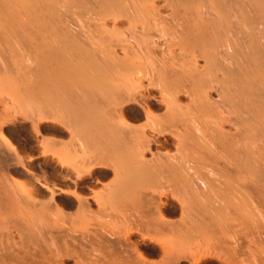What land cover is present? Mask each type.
Masks as SVG:
<instances>
[{
    "label": "bare ground",
    "instance_id": "bare-ground-1",
    "mask_svg": "<svg viewBox=\"0 0 264 264\" xmlns=\"http://www.w3.org/2000/svg\"><path fill=\"white\" fill-rule=\"evenodd\" d=\"M163 2L167 8H173H170L173 13H168L171 17L165 13L162 16L156 0H0V30L6 27L5 23L17 30L22 27L20 31H24L25 44L28 43L23 60L25 73L21 71V77L20 71L17 72L19 80L22 78L20 82L15 71L17 61L13 67L0 56V103L6 110L19 102L36 134L44 124L52 123L48 127L60 140L54 160L59 171L52 180L45 176L46 182L41 181V187L28 181V184L14 183L15 177L10 181L7 173L2 175L6 170L0 169L3 171L0 172V179L3 178L0 208H10L11 212L16 208L27 226H32L30 217L34 213L39 216V210L45 221L53 214L51 223L57 232L55 235L48 232V240L37 232L43 239V245H37L42 247V252L38 260L32 253L36 257L30 263L18 254L19 250L17 253L9 249L12 250L7 251L10 264H207L213 258L219 264H244L247 254H251L248 250L255 255V249L248 244L252 239L246 241L248 235L244 237L247 246L233 232L231 240L220 235L225 242L216 241L219 248L216 255L201 252L202 243L198 248L195 242L200 239L199 234L208 231L207 221L221 219L222 210L226 211V205L232 207L231 202L250 207L253 210L250 213L254 212L256 217H253L260 222L259 228L264 229V0ZM177 5L184 11L179 14L186 16L182 15L188 26L185 37L181 31L172 32V27L170 33L166 26L170 24L168 20L171 23L178 20V26L183 27L179 23L182 16H175ZM234 8L238 10L234 12ZM236 13L241 15L235 22L238 26L233 20ZM123 20L130 32L119 29ZM230 23L238 27L235 32H231L234 28ZM221 26L230 29L225 28L224 32ZM153 31L167 37L166 55L157 57L152 50L156 43ZM175 46H178L177 54L173 53ZM43 56L54 60L53 64L50 60L49 67H42ZM40 81L45 83L42 88L38 86ZM214 92L217 98L213 97ZM184 99L188 101L184 103ZM66 136L68 142L64 141ZM0 138L21 155L5 135ZM23 157L16 162L33 172L28 167L33 163L32 158ZM219 159H224L226 162H222L226 164L220 166ZM110 176L111 182L103 185L104 191L93 190ZM136 182L140 187L137 185L138 191L131 193L130 188L134 189ZM155 185L161 190L158 186L154 190ZM164 185H169L170 190ZM144 186L153 190L149 192L148 188L147 193ZM249 187H253L254 194L249 192ZM126 193L142 199L146 207L144 214L141 207L138 211L142 221L139 213L132 210L137 218L131 213L135 219L128 217L125 223L122 220L123 225L118 222L120 227L112 224L113 221L107 227H101L100 223L101 230L91 232L94 230L85 226L95 217L108 221L106 218L119 211L120 205L116 206L115 202L125 200ZM68 196L76 202L73 215H66L58 208ZM127 198L132 202V197ZM114 204L118 209L111 213ZM53 206L58 210L55 208L50 213ZM151 210L156 217L151 215L153 212L150 214ZM237 210L240 214L241 210ZM245 215L241 216L243 220L248 218ZM176 216L178 219H174ZM49 218L46 222H50ZM66 221H71L70 231L83 230L85 226L89 229H85L86 235L88 232L89 236L94 235L84 236L89 237L82 238L84 241L74 234L69 237L63 233L68 230ZM254 228L260 230L257 225ZM208 234L211 240L213 237ZM208 234L201 239L205 243ZM133 236L140 239L133 241ZM254 236H251L256 242L253 246H257L258 239ZM225 237L233 243L228 244ZM263 242L261 239L263 246L260 244L256 253L264 254ZM149 254L160 258L150 259Z\"/></svg>",
    "mask_w": 264,
    "mask_h": 264
},
{
    "label": "rangeland",
    "instance_id": "rangeland-1",
    "mask_svg": "<svg viewBox=\"0 0 264 264\" xmlns=\"http://www.w3.org/2000/svg\"><path fill=\"white\" fill-rule=\"evenodd\" d=\"M159 1V2H158ZM164 0H156V3L159 5V9H160V11H162L161 13H162V16H163V14L165 13L166 15H169L168 13H170V15H171V13H173V11H171V9H173L171 6H168L169 8H167V4H165V2H163ZM164 3V4H163ZM163 4V5H162ZM164 6V7H163ZM177 7H179V5H177L176 6V10H180V8H177ZM181 7V6H180ZM171 8V9H170ZM252 8V7H251ZM250 8V9H251ZM174 9H175V6H174ZM181 9L183 10V8L181 7ZM235 9V8H234ZM233 9V10H234ZM166 10V11H165ZM174 11L175 12V16L177 17V18H179L180 16H184V13H182V15H180L179 13H181V11L182 10H180L179 12L178 11ZM236 10H238V9H235V11L234 12H236ZM169 11V12H168ZM247 11H248V7H247ZM182 12H184V11H182ZM233 12V11H232ZM238 12V11H237ZM169 15V16H170ZM179 16V17H178ZM182 16V18H183V20H182V18H180L181 20L179 21V23H183V27H179L178 26V23L176 22V21H178V20H176V21H172V23H171V20H168V22L170 23V24H166L165 22V24H166V26H167V29H171L170 30V33H171V31H172V28H173V31L172 32H174L175 30L176 31H181L180 33H182L181 35L183 36L184 35V37L187 35V27L188 26H186V24H184V17H186V16H184L183 17ZM239 16H241V15H239V13H236V16H235V18L233 17V20H234V23L237 21V19L239 18ZM166 17H168V16H166ZM171 17V16H170ZM238 17V18H237ZM169 18V17H168ZM232 18V17H231ZM233 20L231 21L232 23H233ZM125 20H123L122 22H119V24H120V30L121 31H123V30H129V29H127V28H130L129 26H128V23L127 22H124ZM182 21V22H181ZM125 24H124V23ZM123 23V24H122ZM232 23H230V24H232ZM6 24V27H5V25H4V28H1V30H0V52L3 54H1L0 53V56H2V57H4V59H6V60H8L9 61V65H12L13 67H14V65H15V63H14V61H17L16 62V76H17V78H18V80H19V77L22 75L21 74V71H23L22 73L24 74L25 72V69H24V61H25V54L27 53V51L25 52V47H27L26 46V44H28V43H26L25 44V33H23L24 31L22 30V31H20L21 30V28H19V26H17L16 25V27H18L19 28V30H17V28H15V27H12L13 25H10V27H8L7 25H8V23H5ZM118 24V25H119ZM122 24V25H121ZM237 24H238V22H237ZM223 25V24H222ZM3 26V25H2ZM122 26V27H121ZM170 26V27H169ZM231 26V25H230ZM230 26H228L229 27V29H230ZM235 26H238V25H236V23H235ZM234 26V27H235ZM8 27V28H7ZM125 27V28H124ZM172 27V28H171ZM223 29L222 30H224V32H225V30L226 29H228V27L226 26L225 28H224V26H221ZM221 27H220V29H221ZM232 27H233V24H232ZM233 27V28H234ZM15 30H14V29ZM166 27H164V29H165ZM4 29H6L5 31H4ZM8 29V30H7ZM11 29V30H10ZM138 29L140 30V28L138 27ZM138 29H136V31H138ZM238 29V27H236V28H234V31H232L231 30V32H235L236 30ZM85 30V29H84ZM221 30V31H222ZM126 31H125V34L127 35V33H126ZM230 31V30H229ZM127 32H130V31H127ZM132 32V31H131ZM154 32V31H153ZM156 32V31H155ZM155 32L153 33L154 35H156V37L154 38V39H156L155 40V44H154V46H155V48H152V50L154 49L155 50V53H156V56L157 57H161L162 56V53L163 54H165L166 55V53H164V51L165 50H167V49H165L166 47H168L167 46V37H164L163 38V36H165V34H163V36L162 35H160V34H158V31H157V33L155 34ZM223 32V31H222ZM222 32H220V35H222V34H224V32L222 33ZM20 33H23V34H20ZM168 31L166 32V35L168 36ZM179 33V34H180ZM222 33V34H221ZM130 34V33H129ZM128 34V35H129ZM158 34V35H157ZM22 35V36H21ZM127 35V36H128ZM159 35H160V37H159ZM171 35V34H170ZM225 35V34H224ZM239 36L241 35V34H238ZM130 36H131V34H130ZM170 36H168V38H169ZM159 38V39H158ZM221 38H222V36H221ZM24 39V40H23ZM27 39V38H26ZM166 39V40H165ZM28 42V41H27ZM25 44V45H24ZM157 45V46H156ZM158 45H159V47H158ZM2 46L4 47V51H3V48H2ZM164 46H165V48H164ZM157 47H158V49H157ZM24 48V49H23ZM174 48V47H173ZM172 48V49H173ZM239 48V47H238ZM165 49V50H164ZM237 49V48H236ZM118 51H119V53L121 52V48L120 47H118ZM163 51V52H162ZM178 46H175V49H173V53L174 54H177L178 52ZM239 51V50H238ZM237 51V52H238ZM168 52V51H167ZM176 52V53H175ZM24 55V56H23ZM24 58V59H23ZM20 60V61H19ZM24 60V61H23ZM40 62H44L43 64H42V67L44 66V67H49L50 65H48L49 64V61L51 60V65L53 64V62H54V60L52 61V59H47V58H44V56L43 57H41L40 58ZM23 62V63H22ZM22 63V64H21ZM200 63H202V60L200 59ZM14 64V65H13ZM21 68V69H20ZM19 69V70H18ZM18 71H20V72H18ZM20 74V76H19V74ZM18 74V75H17ZM19 76V77H18ZM23 76V75H22ZM21 76V77H22ZM21 80H22V78H21ZM21 80H19V82L21 81ZM43 83V84H42ZM146 83V82H145ZM45 86V83L42 81H40L39 82V84H38V86L40 87V88H42V86ZM216 96V93L214 92L213 93V97H215ZM216 98H217V96H216ZM215 98V99H216ZM188 101L187 99H184V103H186V101ZM3 104L2 103H0V124H2V123H5V125L4 124H2V125H0V127H2L1 129H0V133H2L3 135H5V137L7 138V139H9V141H10V143L11 144H13V145H15V148L17 149V152L18 153H20L21 155H19V154H17L16 153V151H14L13 150V148L12 147H10L11 145L10 144H8V145H10V146H8L5 142L6 141H2V139L0 140V159H2V160H0V169L2 168L3 170H6V171H8V172H4V173H2V175L3 176H5V175H7V176H9L8 177V179H10V181H12V179H13V177H15L14 179H13V181H15L14 183H20V181H21V183L23 184V182H26L27 183V181L30 183H33V184H35V185H37V186H42V185H40L42 182L41 181H43V183H45L46 181H45V179L46 178H51L50 180H52L53 179V177L57 174V172L59 171V167H58V163L56 162V161H54L56 158H57V155H56V150H58V152H59V149H60V143L58 144V142H60V140H59V138L55 135V134H52L53 132H52V130H51V128L50 127H48V126H51V124L52 123H50V125H47V124H44L42 127V129H41V132L40 133H38V134H36V131H35V129H34V127H33V125H32V123H31V120L30 119H28L27 118V114L25 113L24 114V112H26V111H24V107L22 106V105H20L19 104V102H18V104L16 103V104H11V105H9L10 107L8 108V109H4L3 110V106H2ZM22 106V107H20V106ZM13 111V112H12ZM23 111V112H22ZM162 111V110H161ZM160 111V112H161ZM7 112V113H6ZM12 112V113H11ZM159 112V113H160ZM163 112V111H162ZM10 115V116H9ZM15 115V116H14ZM7 116V117H6ZM6 117V118H5ZM12 119H10V118ZM5 118V119H4ZM2 120H4V121H2ZM12 122V123H11ZM140 123H142L143 122V120H140L139 121ZM138 121H137V123H139ZM229 126H227V128H228ZM231 128V127H230ZM33 131H35V132H33ZM51 132V133H50ZM2 134H0V136L2 135ZM42 134V135H41ZM43 134H45L44 136H43ZM48 134V135H47ZM50 134V135H49ZM53 135H55V136H53ZM42 136V137H41ZM45 137V139H43L44 141H45V143H44V141L42 140V142H41V139L42 138H44ZM46 138H47V140H46ZM56 140H55V139ZM58 140V141H57ZM67 140V141H66ZM65 142H68V137L66 136L65 137V140H64ZM42 143V145H39V144H41ZM43 143H44V145H43ZM5 144V145H4ZM58 144V145H57ZM58 147V148H57ZM74 148V147H73ZM42 150L44 151L45 150V152H42ZM154 150H155V147H154ZM173 151H174V149H173ZM10 152V153H9ZM43 153L45 154V156H43ZM47 153V154H46ZM15 154H17V156L16 157H20V156H24L23 158H25L26 157V159L28 158V156L29 157H31L32 158V160L31 161H33V163H32V165L31 166H28L29 167V169L30 170H32L33 172H30V171H28L26 168L27 167H25V169H24V165L21 163V162H16V160L18 159H15ZM26 155V156H25ZM55 156H56V158H55ZM147 156L150 158V154H147ZM7 158V159H6ZM28 159H30V158H28ZM220 160V159H219ZM7 161V162H6ZM13 163H12V162ZM18 161V160H17ZM221 161V163L219 162V161H217L219 164H220V166H221V164L223 163V162H226L224 159L222 160H220ZM223 161V162H222ZM2 162V163H1ZM9 162V163H8ZM15 162L18 164L17 166H15L16 164H15ZM56 162V163H55ZM216 162V163H217ZM4 163V164H3ZM215 164L216 166L217 165H219V164ZM57 164V165H56ZM224 165L226 164V163H223ZM10 165V166H9ZM13 165V166H12ZM224 165H223V167H224ZM7 166H8V168H7ZM13 167V168H12ZM16 167V168H15ZM12 168V169H11ZM19 170H18V169ZM222 168V167H221ZM1 169V170H2ZM8 169V170H7ZM220 169V168H219ZM223 169V168H222ZM227 169V168H226ZM17 170V171H16ZM215 170H216V168H215ZM26 171V172H25ZM35 171V172H34ZM218 171V173H219V170H216V172ZM0 172H3V171H0ZM5 173H7V174H5ZM9 174H11V175H9ZM29 174V175H28ZM6 176V177H7ZM33 176V177H32ZM38 176H39V179H37L38 178ZM45 176H46V178H45ZM0 177H2L1 176V174H0ZM35 180H34V179ZM111 178H112V176H110V178H108V179H106V180H104L103 182H101V183H98V184H96L95 185V187L93 188V190L94 191H104L105 189H103V185L105 184V185H108L111 181ZM3 178H1L0 180H2ZM29 179V180H28ZM31 179V180H30ZM40 180V181H38V183H39V185H38V183L36 184V181L37 180ZM18 181V182H17ZM41 182V183H40ZM26 183H24V184H26ZM150 183V184H149ZM148 184L149 185H152L151 184V182H149ZM28 184V183H27ZM101 184V185H100ZM147 183H146V186L148 185ZM134 185H136V186H134V189L131 187L130 188V192L132 191V190H137L138 191V189H137V185H138V183L136 182ZM146 186H144V187H146ZM156 186H158V185H155L154 186V190H156V189H158V190H161L160 189V187L158 186V188H156ZM164 186H166V185H164ZM164 186H161V188L162 189H164L165 191L166 190H168L169 188H168V186H166V187H164ZM17 187V189L19 190V192H21L20 190H21V188L20 187H18V186H16ZM21 187H22V185H21ZM106 187V186H105ZM104 187V188H105ZM138 187H140L139 185H138ZM143 187V188H144ZM151 187H153V186H151ZM136 188V189H135ZM149 188V190L151 189L150 188V186L149 187H146L143 191H145L146 189H148ZM166 188V189H165ZM253 187H249V192L251 193V194H254V189H252ZM149 190H146L147 191V193H149V192H151V190H153V189H151L150 191ZM170 190V189H169ZM45 191H46V195H48L49 196V194H50V192L48 191V189H46L45 188ZM145 191V192H146ZM149 191V192H148ZM140 192V191H139ZM142 192V191H141ZM91 193V192H90ZM132 193V192H131ZM143 193V192H142ZM146 193V194H147ZM22 194V193H21ZM126 194H128V193H126ZM129 195V194H128ZM126 196L125 198V200L123 199V200H118L117 202H115V204H116V206H119L120 208H119V211H121L120 212V215H119V211H117V210H115V209H118V207L116 208V206H115V204H114V210H110L111 211V213H114V211H117L118 212V214H117V212H116V214L114 213V214H111L110 212V214H111V217H112V219H110V218H106V219H108V221H109V219H110V223L108 222V221H106L105 220V218H101V217H95V219L94 218H91V219H89V221L85 224V226L86 227H88L89 229H90V231L91 230H94V231H91V232H96V231H100L101 230V228H100V223H102V225H101V227H103V225L104 226H108L107 225V223L108 224H111V222L113 221L114 223H112V224H115V225H119V227L120 226H122L123 225V222L121 223V221L123 220H125V219H127L128 217L129 218H134V216L137 214V213H139L140 211H139V209H140V207H141V211H142V213L144 214L145 213V210H144V208L146 209V207H144V204H143V201H142V199H140V198H138L137 196V198L135 197L134 198V196H133V194L130 196ZM127 197H132V202H134V200H136L135 202H134V204L131 202V199H130V202H128L129 200H127L128 198ZM236 197H237V195H236ZM41 199H42V197H40ZM239 198H240V196H239ZM44 199H46V198H44ZM234 199H236V198H234ZM139 200V201H138ZM125 201V202H124ZM141 201V202H140ZM234 201V200H233ZM236 201V200H235ZM138 202V204L136 205V203ZM140 202V203H139ZM58 204H60V201L58 200V202H57ZM76 202H74L71 198H70V196H68L67 198H65L64 199V201H63V203H61L60 205H58V208L61 210V211H63V213L65 212L66 213V215H68V214H71L72 212H74V211H76V204H75ZM237 203H238V199H237ZM118 204V205H117ZM133 204V205H132ZM228 204V203H227ZM240 204V203H239ZM239 204H236V202H235V204H233V202H231L230 203V205H232V207L231 206H228V205H226L225 207V210L226 211H224V210H222V214H224V216L220 219V217L217 219H214V221L215 222H211L210 220L209 221H207V223H208V233H210V235H212V237L214 238L215 236H216V238L218 239V240H216V238H214V240H213V238L210 240L209 239V234L207 233V232H204L205 234H208V236H206L207 238H208V240H207V243H205V239H203V240H201L202 238H204L203 237V235L205 236V234H199V238H198V236H196L199 240H197V239H195V244H197V246H198V248H199V245L198 244H200V243H202V244H200L202 247H200L199 248V250H201V252H203V253H210V254H218L219 253V248L217 247V245H218V243L216 242V241H219L220 242V240L221 241H224V239L222 238L221 239V237H220V235L221 236H227V238H229L230 240H231V238L230 237H232L233 235L234 236H237V235H239V237H240V239H242V244H243V246H247L249 243H251V248L252 249H255L254 251V253H255V255H252V251H250V250H248L247 249V247H246V250H245V253H247V250L251 253V254H247V257H246V255H243V257L245 256L246 257V259L247 260H245L244 261V264H255L254 262L257 260V259H255V258H261V257H263L262 259H258L256 262H257V264H264V254L263 253H256L257 251L256 250H258V247H260L262 244L260 243L261 242V239H262V241L264 240V229L263 230H261V228H259V226L261 227V225H259L260 224V222L258 221V219L257 218H255L256 216H255V214H253V213H250V210H252V209H249L250 207H247L246 208V206L243 204L241 207H240V205ZM122 205V206H121ZM132 205V206H131ZM136 205V206H135ZM239 205V206H238ZM55 206V205H54ZM53 206V208H51V211H49L50 213L56 208V207H54ZM127 208H126V207ZM133 207V209L131 208V207ZM236 206H238V207H236ZM64 207V208H63ZM195 207V206H194ZM243 207H245V209L243 208ZM135 208H137V209H135ZM193 208V207H192ZM196 208V207H195ZM240 209L241 210V212L242 213H245V214H247V217L249 218V217H251V218H244V220L242 219V217L243 216H246L245 214L242 216L241 215V212H240V210H239V212H240V214L238 213V210L237 209ZM57 209V208H56ZM74 209V210H73ZM125 211H124V210ZM128 209V210H127ZM247 209V210H246ZM10 210V208L8 209V208H0V217L2 218H0V236L2 237H0V264H10V258H9V253L7 252V251H9V249H12V250H14L15 252H17L18 250V254H20L21 255V257L24 259V260H28L27 261V263H30L31 262V259H32V257H36V256H32V253L35 255H37V257L35 258V259H39L40 258V252H42V247L40 248V246H39V248L41 249H39L38 248V246L37 245H41L42 243V237H40V236H38V233H42V234H44L43 236L44 237H46V239L48 240L49 238H50V235H48L50 232H53V234L55 235V234H57V232H56V229L54 228V225L51 223V222H53L52 221V217L54 218V215L52 214V216L49 214V216H50V218L48 217V215H47V217L50 219V222H46L47 221V219H46V221L44 220L45 219V216L44 217H42V216H40V210H39V216H37V215H34V214H32V216L33 217H30V220H31V218H32V220L30 221L31 222V224H32V226H27V222H25L24 221V219H23V216H22V214H19V213H21V212H19V210H17L16 208H14L13 210H12V212L11 211H9ZM58 210V209H57ZM57 210H55V211H57ZM135 210V212L137 211V213L135 214L133 211ZM149 210V209H148ZM232 210V211H231ZM9 211V212H8ZM14 211H16V213L14 212ZM123 211H124V214H126V216L127 215H129V213L131 214V213H134L133 215L134 216H132V214L130 215V216H125L124 217V214H123ZM128 211V212H127ZM139 211V212H138ZM249 211V212H248ZM253 211V210H252ZM38 212V211H37ZM48 212V213H49ZM153 212V213H152ZM227 214H226V213ZM9 213H11V214H9ZM15 213V215H13V214ZM53 213V212H52ZM57 213V212H56ZM152 213V214H151ZM232 213H234V214H232ZM54 214H55V212H54ZM142 214V215H143ZM150 214L151 215H153V217H156V214L154 213V211H152L151 210V212H150ZM239 214V215H238ZM11 215V216H10ZM17 215H21L22 217H19L18 216V218H16L17 217ZM23 215H25V217H26V214H23ZM72 215H73V213H72ZM119 215V216H118ZM121 215H123V217H121ZM139 215H140V217H141V214L139 213ZM232 215V216H231ZM239 216V219H242V221H244V222H242V221H240L238 218L236 219V221L234 220V217H236V216ZM242 217H241V216ZM253 215L255 216V217H253ZM4 216V217H3ZM10 216V217H9ZM15 216V217H14ZM137 216L138 215H136L135 216V218H137ZM115 217H116V219H115ZM253 217V218H252ZM36 218V219H35ZM40 218V219H39ZM44 218V219H43ZM97 218V219H96ZM98 218H100L99 220H98ZM134 218V219H135ZM254 218L256 219L255 221H254V226L256 227V225H257V227L261 230H259V231H257L258 229L257 228H254V226H253V220H254ZM23 219V220H22ZM29 219V218H28ZM42 219H43V221H42ZM141 219V221H142V217L140 218ZM174 219H178V217L176 216ZM225 219V220H224ZM227 219V220H226ZM6 220V221H5ZM7 220H9V221H7ZM19 220V221H18ZM36 220H38V221H36ZM68 220V219H67ZM138 220H139V218H138ZM221 220V221H220ZM43 223H42V222ZM49 221V220H48ZM104 221H106V222H104ZM127 221V220H126ZM126 221H124V223L126 222ZM128 221H129V219H128ZM220 221V222H219ZM227 221V222H226ZM235 221L236 223H237V221L239 222L238 224H236L235 222L233 223V222ZM13 222H16V223H13ZM33 222V223H32ZM40 222V223H39ZM67 222V221H66ZM118 222H120L121 224H119ZM137 222V221H136ZM139 223H140V220L138 221ZM137 222V223H138ZM219 222V223H218ZM229 222V223H228ZM10 223V224H9ZM19 223V224H18ZM45 223V224H44ZM48 223V225H46ZM70 223H71V221L70 222H67V223H65L64 225H66L65 226V229H67L68 228V230H64L63 231V233H67V234H69V237H73V234H74V236H75V238H77L78 240H80L79 239V237L81 238V240L82 241H84V239H86V237H87V235L89 236V232L87 233V235H86V230L85 229H88V228H86L85 226H84V229L83 230H79V229H77V228H74V229H72L71 231L69 230V228L72 226H70ZM105 223V224H104ZM118 223V224H117ZM231 223V224H230ZM15 224V225H14ZM42 226H41V225ZM222 224V225H221ZM224 224H225V226H224ZM230 226H229V225ZM247 225V227H245L246 225ZM252 224V225H251ZM256 224V225H255ZM37 225H38V227H37ZM46 225V227H47V229L44 227ZM87 225H89V226H87ZM217 225V226H216ZM245 225V226H244ZM250 225V226H249ZM219 226H220V228H219ZM250 228H249V227ZM7 227H9L8 229H7ZM14 227V228H13ZM36 229H35V228ZM44 227V228H43ZM97 227V228H96ZM210 227V228H209ZM225 227V228H224ZM4 228V229H3ZM16 228V229H15ZM94 228V229H93ZM213 228V229H212ZM246 228H247V230H246ZM19 229V230H18ZM38 229V230H37ZM40 229V230H39ZM46 229V230H45ZM88 229V230H89ZM216 229H217V231H216ZM220 229V230H219ZM42 230V231H41ZM54 230H55V232H54ZM75 230H77V231H75ZM213 230V231H212ZM244 230H246V231H244ZM17 231H19V232H16ZM75 231V232H74ZM239 231V232H238ZM3 232H5L6 233V235L3 233ZM21 232L23 233L22 235H20L21 234ZM33 232L36 234V236L37 237H35L34 235L35 234H33ZM38 232V233H37ZM49 232V233H48ZM78 232V233H77ZM215 232V233H214ZM233 232V233H232ZM260 234H259V233ZM20 233V234H19ZM203 233V232H202ZM220 233V234H219ZM222 233H223V235H222ZM229 233H230V235H229ZM233 235H232V234ZM9 234V235H8ZM17 234V235H16ZM92 235H94L93 233H91ZM215 234V235H214ZM241 234V235H240ZM243 234V235H242ZM256 234V236H254ZM262 234H263V236H262ZM8 235V236H7ZM18 235H20V237L18 236ZM92 235L91 236H89L90 238L92 237ZM245 235L247 236L248 235V238L246 239V241L247 240H250V239H252V240H250L249 242H248V244H244L246 241H245ZM254 236V238L255 237H257V238H255L256 239V241H257V239H258V243H259V245H258V243H257V246L255 245V246H253L255 243H254V241H253V238L251 237V236ZM33 236V237H32ZM84 236H86V237H84ZM48 237V238H47ZM88 237V238H89ZM135 237V238H134ZM40 238V239H39ZM82 238H84V239H82ZM87 238V239H88ZM105 238H108V239H113L112 237L110 238V237H106L105 236ZM132 239H133V241H136V239H137V241H138V236H133V237H131ZM86 239V240H87ZM131 239V240H132ZM140 239V238H139ZM225 239H226V237H225ZM244 239V240H243ZM14 240V241H13ZM86 240H85V242L84 243H86ZM205 240V241H204ZM227 241H228V239H226ZM228 241V244H231V243H233V241ZM7 241V242H6ZM133 241H131V242H133ZM204 241V242H203ZM208 241H209V243H208ZM9 242H10V244H9ZM14 242V243H13ZM22 242V243H21ZM214 242H215V244H214ZM225 242V241H224ZM246 242V243H247ZM8 243V244H7ZM16 243V244H15ZM18 243V244H17ZM41 243V244H40ZM203 243H205L204 245H203ZM227 243V242H226ZM225 243V244H226ZM264 243V242H263ZM261 244V245H260ZM9 245V246H8ZM12 245V246H11ZM43 245V244H42ZM37 246V247H36ZM263 246V245H262ZM11 247V248H10ZM16 247V248H15ZM211 247V248H210ZM6 248V249H5ZM17 248H19V249H17ZM90 249V247L87 245L86 246V250H88V249ZM257 248V249H256ZM38 249H39V251H38ZM116 249H119L118 248V246H116ZM211 249V250H210ZM260 249V248H259ZM11 250V251H12ZM44 250V249H43ZM210 250V251H209ZM213 250V251H212ZM11 251H9V252H11ZM149 251H151V249H149ZM206 251V252H205ZM215 251V252H214ZM259 251V250H258ZM117 252H119V251H117ZM242 255H241V257H240V260H242L243 261V258H242ZM253 256V258H252V256ZM244 257V258H245ZM119 259L121 258V257H118ZM149 258L150 259H154L155 258V260H159V258H157V257H155V256H153V255H150L149 254ZM252 258V259H251ZM122 259V258H121ZM252 260L253 262H248V260ZM254 259V260H253ZM88 260V259H87ZM86 260V261H87ZM214 260V261H213ZM14 264H17L16 262L14 263ZM67 264H75L74 262L72 263V262H68ZM123 264V263H122ZM182 264H189L188 262H183ZM207 264H219L218 263V261L216 260V259H211Z\"/></svg>",
    "mask_w": 264,
    "mask_h": 264
}]
</instances>
